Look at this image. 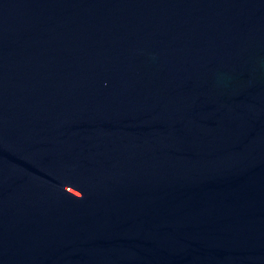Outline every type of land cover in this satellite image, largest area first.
I'll return each mask as SVG.
<instances>
[{
  "label": "water",
  "instance_id": "water-1",
  "mask_svg": "<svg viewBox=\"0 0 264 264\" xmlns=\"http://www.w3.org/2000/svg\"><path fill=\"white\" fill-rule=\"evenodd\" d=\"M0 264H264V0H0Z\"/></svg>",
  "mask_w": 264,
  "mask_h": 264
}]
</instances>
